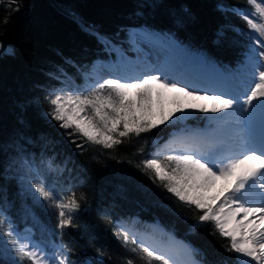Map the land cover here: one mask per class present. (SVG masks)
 Masks as SVG:
<instances>
[{
	"label": "trees",
	"instance_id": "obj_1",
	"mask_svg": "<svg viewBox=\"0 0 264 264\" xmlns=\"http://www.w3.org/2000/svg\"><path fill=\"white\" fill-rule=\"evenodd\" d=\"M239 10L249 11L246 0H16L11 7L9 0H0V44L14 52L0 55V228L29 234L48 251L59 247L57 253L66 254L69 264H145L129 250L139 252L143 234L158 247L188 246L199 264H231L227 241L211 223L197 227L201 213L142 170L141 162L157 151L163 158L161 149L174 133L205 126L199 116L122 138L120 145L105 149L66 135L46 115L45 97L55 89L85 94L91 69L119 64L130 55L132 30L192 57L183 66L233 71L250 43L241 34L248 29L235 14ZM19 156L36 171L6 170ZM23 175L43 178L57 197L73 192L83 197L72 226L58 227V210L47 201L36 203L22 187ZM121 227L129 232L128 248L116 236ZM12 259L0 255V264Z\"/></svg>",
	"mask_w": 264,
	"mask_h": 264
},
{
	"label": "snow or ice",
	"instance_id": "obj_2",
	"mask_svg": "<svg viewBox=\"0 0 264 264\" xmlns=\"http://www.w3.org/2000/svg\"><path fill=\"white\" fill-rule=\"evenodd\" d=\"M15 3L9 0V7ZM246 3L249 11L235 14L246 24L248 31L241 34L250 43L238 73L229 77L237 80L231 88L209 94L154 74L124 82L105 79L87 94H49L45 97L50 107L46 115L69 137L112 149L123 143L122 138L140 137L170 122L186 120L195 112L205 114L210 125L207 131L193 134L178 150L169 149L177 154L160 158L157 151L153 158L141 162L142 170L179 202L201 213L197 227L211 223L227 241L224 251L231 264H264V0ZM0 55L14 52L0 44ZM166 91L178 94L171 111L164 107ZM25 167L36 171L19 156L11 158L6 170ZM19 179L28 178L23 175ZM28 184L36 203L47 201L58 210L61 230L72 226L73 213L81 209L83 197L78 199L74 192L57 197L43 178ZM0 235L6 238L0 242V255L11 253V264H69L66 254L47 255L30 237L11 228H0ZM116 236L128 248L129 232L121 227ZM132 243L137 244L136 237ZM138 248L139 252L137 247L129 250L145 264H199L191 259L193 250L177 242L158 247L141 240Z\"/></svg>",
	"mask_w": 264,
	"mask_h": 264
},
{
	"label": "rangeland",
	"instance_id": "obj_3",
	"mask_svg": "<svg viewBox=\"0 0 264 264\" xmlns=\"http://www.w3.org/2000/svg\"><path fill=\"white\" fill-rule=\"evenodd\" d=\"M239 12L248 11L239 10ZM127 41L130 45L127 49V52L130 53V55H125L124 60L119 64H102L97 65L95 66V68L91 69L89 81L90 83L85 89V94H87L88 91H91L92 88L98 87L99 84L102 83L105 79L120 78L122 79V82H124L127 79L143 76L145 74L161 75L163 78H168L171 81L178 83L180 87H185L186 85H194L195 87H206V89L203 88L199 90L207 91L209 94L218 92L217 89H220L221 91L227 90L237 83V80L235 78L230 79L229 77L236 76V74L238 73V69L242 63L239 64L237 68H235V70L233 71H222L220 69H216V71L208 73L207 71L203 70L204 68L198 69L195 68V66H193L192 64H190L191 67L183 66V62L187 61L188 63H190L192 61V57L187 58L186 56H182L184 52H182L179 56V51H177L171 45L170 42L160 41V39H158L157 37H154L151 34L142 30L130 31L127 35ZM162 65H164L163 68H160V66ZM141 70H146V72H143ZM58 92L67 93L70 91L65 89H55L51 92V94H55ZM177 96L178 94L174 91L165 92L163 103L166 111H171L176 107L174 101L176 100ZM195 115L201 118L199 122H201V125L205 126L201 128L197 127V130L195 131L194 129H192L181 131L180 134L178 132L174 133V135L168 142V145L167 143L164 144V148L161 149L163 152H165L164 155L177 154L170 152L169 149L178 150L182 148L187 139L193 134L205 132L210 128L209 120L205 117V114L195 112L193 116ZM193 116H191L190 118H192ZM194 120H197V118ZM203 121L207 122V124ZM164 155H162V157ZM29 180L32 182H37V180H32L31 178H28L27 180L22 182V187L34 199V190H30V186L28 184ZM38 195V193H35V196ZM2 229L8 230L4 227ZM20 236L30 237L29 234H23ZM5 239V237L0 235V242L4 241ZM141 240L147 241L149 243H154L155 246H157L156 240L148 234H143ZM31 241L38 244L32 238ZM40 247L44 250L47 255H52L53 253H55L56 255L60 256L57 253L60 251L59 247H55L53 250L49 251L45 250L42 246ZM8 256L12 257L11 253H9Z\"/></svg>",
	"mask_w": 264,
	"mask_h": 264
},
{
	"label": "bare ground",
	"instance_id": "obj_4",
	"mask_svg": "<svg viewBox=\"0 0 264 264\" xmlns=\"http://www.w3.org/2000/svg\"><path fill=\"white\" fill-rule=\"evenodd\" d=\"M143 47H144V45H143ZM163 66H164V65L160 66V68H163ZM141 71L146 72V70H141ZM139 72H140V71H139ZM182 83H183V82H182ZM184 84H185V83H184ZM186 86H187L189 89H191V90H192V89H198V90H199V89H203V88L206 89V87H200V86H199V87H195L194 85H193V86H192V85H191V86L186 85ZM224 89H225V88H224ZM217 90H218V92L221 91L220 89H217ZM217 90H216V91H217Z\"/></svg>",
	"mask_w": 264,
	"mask_h": 264
}]
</instances>
